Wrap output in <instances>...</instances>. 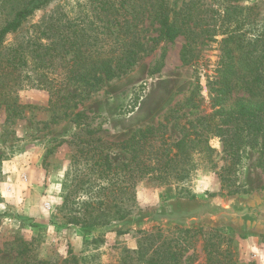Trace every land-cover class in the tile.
<instances>
[{
	"label": "rangeland",
	"instance_id": "obj_1",
	"mask_svg": "<svg viewBox=\"0 0 264 264\" xmlns=\"http://www.w3.org/2000/svg\"><path fill=\"white\" fill-rule=\"evenodd\" d=\"M140 1L145 10L138 34L149 48L153 47L151 53L128 72L106 80L92 92L83 91L85 86L80 82L65 86L59 84V76H51L62 94L81 92L75 98L55 101L54 96L50 101L48 90L37 83L39 69L29 51L27 63L17 70L5 65L14 48L40 40L47 42L43 32L50 20L90 15V0H52L37 9L17 31L7 34L0 46V264L17 262L24 248L26 255L50 264H70L75 257L80 264H125L126 255L139 247L142 230H162L165 236L177 237L180 232L174 226L186 228L169 221L173 217L168 215L154 213L149 218L157 221H146L140 227L127 226L131 218L217 196L264 190V153L260 143L245 144L237 155L231 156L223 150L222 137L213 133L209 136L212 154H204L203 158L197 153V164L187 178L138 180L132 200L122 205L130 216L100 228H85L82 223L70 221L79 216L75 209H83V201L88 198L84 192H75L73 186L77 173L80 177L91 175L88 170L76 171L75 159L80 158L82 147L98 146L119 162L127 152L104 146L103 141H122L140 128L161 122L167 125L166 135L172 140L180 138L187 119H178L179 115L195 119L198 112L212 111L211 98L215 93L211 84L225 72L221 64L223 39L241 22L239 32L247 38L264 32V0H164L170 8L169 25L180 24L178 16L183 7L193 3L198 6V11L192 10L197 19L189 21L194 57L184 64L181 49L189 39L182 34L174 40L166 34L159 36L160 0ZM235 5L243 10L234 11ZM16 8L15 0H0V27ZM158 36L153 42L152 38ZM198 79V97L202 101L195 108L188 103V97ZM232 79L235 86L231 101L264 99V93L246 86L240 71ZM90 140L99 141L92 145ZM80 159L83 168L84 157ZM67 196L71 202L66 201ZM197 227L204 230H193L185 240L182 264H264V234H243L232 226L213 223L190 228ZM118 230L128 231L118 234ZM217 230L225 236H213ZM210 257L213 259L208 260Z\"/></svg>",
	"mask_w": 264,
	"mask_h": 264
},
{
	"label": "trees",
	"instance_id": "obj_2",
	"mask_svg": "<svg viewBox=\"0 0 264 264\" xmlns=\"http://www.w3.org/2000/svg\"><path fill=\"white\" fill-rule=\"evenodd\" d=\"M2 1L7 3L14 0ZM51 1L15 0L17 8L13 16L0 27V46L7 34L17 31L37 9ZM183 8L178 16L180 24L173 22L169 25V5L160 0L157 18L162 17L159 36L166 34L170 40H174L182 34L189 39L181 49L182 62L189 64L195 49L190 42L193 29L189 21L197 19L194 17L197 13L192 10L198 11V6L193 3ZM232 8L238 12L243 10L239 5ZM143 10L145 6L140 0H90V15L78 18L60 16L50 20L47 30L43 32L48 41L40 40L30 46L14 48L5 67L17 70L19 65L27 63L29 51L35 67L39 69L37 83L48 90L50 101L54 96L55 101H58L81 94L71 91L62 94L52 75L60 77L59 84L66 86L71 82H80L85 86L83 91L97 90L106 80L131 70L153 50L138 34ZM226 15V20H229V13ZM242 25V22L239 23L223 39L224 60L221 64L225 72L211 84L215 93L211 98L212 111L198 112L195 119H188L185 114L179 115L178 119H187L181 127L180 138L172 140L170 135H166L167 125L161 122L140 128L122 141L102 142L109 148L125 150L127 156L122 161L115 162L110 152L98 149V146L80 149V158L84 157L85 162L84 167L80 168L81 159L76 158V171L84 173L88 170L91 175L80 177L77 173L74 176L77 182L72 185L75 192H84L88 198L83 201V209H75L80 213L79 216L70 221L82 223L85 228H100L130 216L122 205L132 200L136 182L144 178L156 181L187 178L197 164V153L202 157L204 154L208 157L212 154L209 136L213 133L222 137L223 150L228 155H237L243 145L252 142L260 143L264 153V99L243 98L239 102L231 101L235 86L232 77L237 71L245 77L247 87L264 93V32L247 38L244 32H239ZM159 36L152 38V41L156 42ZM200 88L198 79L196 88L188 97L192 107L198 108L201 105L202 100L198 97ZM89 142L92 145L98 144L92 140ZM92 149L95 153L90 155ZM94 186L98 188L95 190ZM66 201L71 202L69 196ZM174 228L180 232L177 237L165 236L162 230H142V241L137 249L126 255L125 264H182L185 240L193 230L201 233L204 227L183 228L175 225ZM127 231L118 230L117 233L124 234ZM213 236L225 235L217 230ZM26 253L27 249L24 248L20 252L22 257L13 264H50L46 260L31 258ZM70 264H80V261L75 257Z\"/></svg>",
	"mask_w": 264,
	"mask_h": 264
},
{
	"label": "water",
	"instance_id": "obj_3",
	"mask_svg": "<svg viewBox=\"0 0 264 264\" xmlns=\"http://www.w3.org/2000/svg\"><path fill=\"white\" fill-rule=\"evenodd\" d=\"M154 213L171 216L173 218H168L169 221L186 228L213 223L215 226H232L243 234H264V190L251 194L217 196L197 204H181L164 210L148 211L131 218L126 224L140 227L146 221H157L149 218ZM138 218L140 219L137 220Z\"/></svg>",
	"mask_w": 264,
	"mask_h": 264
}]
</instances>
